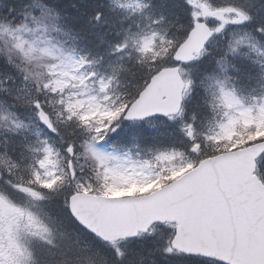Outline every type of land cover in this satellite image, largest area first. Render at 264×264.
Returning a JSON list of instances; mask_svg holds the SVG:
<instances>
[{"label": "snow or ice", "instance_id": "snow-or-ice-1", "mask_svg": "<svg viewBox=\"0 0 264 264\" xmlns=\"http://www.w3.org/2000/svg\"><path fill=\"white\" fill-rule=\"evenodd\" d=\"M0 264H264V0H0Z\"/></svg>", "mask_w": 264, "mask_h": 264}, {"label": "trees", "instance_id": "trees-1", "mask_svg": "<svg viewBox=\"0 0 264 264\" xmlns=\"http://www.w3.org/2000/svg\"><path fill=\"white\" fill-rule=\"evenodd\" d=\"M68 2H72L71 0H68Z\"/></svg>", "mask_w": 264, "mask_h": 264}]
</instances>
